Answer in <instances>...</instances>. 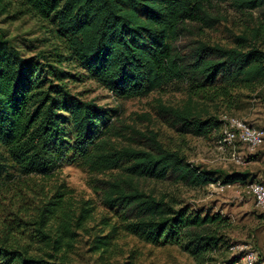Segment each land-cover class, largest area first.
I'll return each mask as SVG.
<instances>
[{
    "label": "trees",
    "instance_id": "obj_1",
    "mask_svg": "<svg viewBox=\"0 0 264 264\" xmlns=\"http://www.w3.org/2000/svg\"><path fill=\"white\" fill-rule=\"evenodd\" d=\"M14 1L0 0V15L8 14ZM215 1L225 0H18L20 12L52 26L65 54L53 46L25 57L0 38V189L16 177L47 176L65 165L91 173L117 170L102 181V202L116 221L105 218L107 232H89L90 249L101 260L114 253L121 232L147 243L180 244L199 259L217 249L223 216H202L141 186V180H155L200 187L214 180L210 173L164 147L154 133L149 149L121 144L114 139L121 134L115 126L119 108L73 93L67 80L77 75L61 67L78 65L122 100L181 86L189 96L184 107L161 105L160 110L182 134L205 136L223 121L204 117L208 111L193 95L208 97L211 91L209 98L215 99L264 82V0H227L236 11L252 19L257 11L260 18L235 35L233 45L194 40L186 51L180 47L187 34L215 26L218 18L210 12ZM242 180L235 174L223 183ZM66 196L62 185L40 199L39 253L0 245V264H77L76 230H88L93 207L82 205L76 215Z\"/></svg>",
    "mask_w": 264,
    "mask_h": 264
},
{
    "label": "rangeland",
    "instance_id": "obj_2",
    "mask_svg": "<svg viewBox=\"0 0 264 264\" xmlns=\"http://www.w3.org/2000/svg\"><path fill=\"white\" fill-rule=\"evenodd\" d=\"M210 12L218 18L215 26L203 27L195 34L184 36L179 41L184 51L194 40L231 46L235 35L244 33L249 25L260 21L257 11L252 19L236 11L227 0L215 1ZM0 38L9 40L25 57L40 51L50 52L53 46L62 48L52 26L34 14L20 12L18 0L14 1L8 14L0 15ZM61 67L77 75L67 80L73 93L101 105L119 108L115 126L121 134L114 139L121 144L149 149L148 137L154 133L164 147L179 151L188 162L210 173L214 180L200 187L155 180H141V186L157 195L174 197L202 216H223L226 225L218 233L223 241L217 249L199 259L180 244L147 243L121 232L114 253L101 260L99 254L90 249L92 237L89 232L98 233L102 229L107 232L108 228H103L102 224L105 218L111 223L116 221L113 211L102 202V181L112 178L117 170L91 173L84 166L74 164L65 165L47 176L16 177L1 187L0 245L38 254L39 240L35 229L40 218V199L62 190L64 185L76 215L82 205L93 207L85 223L88 230H76L72 258L77 264H250L248 254L251 252L256 255L253 264H264V207L247 193L249 183H264V143L253 150L238 142L231 145L224 141L223 127L199 137L179 132L172 125L171 116L160 110V106L184 107L189 96L185 89H180L181 86L171 85L148 96L122 100L88 77L78 65L64 62ZM209 93L208 97H192L199 108L208 111L204 117L211 115L218 120H223L225 115L237 117L264 131V82L238 87L215 99H210L213 92ZM235 174L244 177L243 182L223 183Z\"/></svg>",
    "mask_w": 264,
    "mask_h": 264
},
{
    "label": "built area",
    "instance_id": "obj_3",
    "mask_svg": "<svg viewBox=\"0 0 264 264\" xmlns=\"http://www.w3.org/2000/svg\"><path fill=\"white\" fill-rule=\"evenodd\" d=\"M223 121L224 141L233 145L236 142L246 145L249 149H256L264 143V131L249 122L237 117L225 115ZM240 161V157L238 158ZM247 193L251 194L258 205L264 207V183L251 182L247 185ZM255 253L248 254L250 264H253Z\"/></svg>",
    "mask_w": 264,
    "mask_h": 264
}]
</instances>
